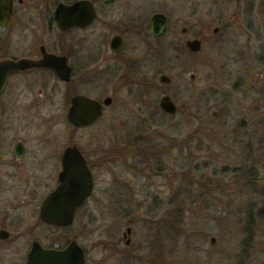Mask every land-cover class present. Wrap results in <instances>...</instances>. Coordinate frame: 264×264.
Here are the masks:
<instances>
[{"label": "rangeland", "instance_id": "obj_1", "mask_svg": "<svg viewBox=\"0 0 264 264\" xmlns=\"http://www.w3.org/2000/svg\"><path fill=\"white\" fill-rule=\"evenodd\" d=\"M262 6L245 17H233L236 5L222 0L147 7L168 19L160 61L152 63L147 39L130 37L127 50L141 59L156 88L125 87L97 123L81 131L83 145L95 139L126 145L130 152L122 178L129 184L124 213L109 208L111 181L103 172L94 189L97 204L91 201L65 229L66 243L82 246L87 264H110L102 243L121 238L126 226L133 243L141 244V264H257L253 239L264 244V80L255 95L248 76L252 60L241 56L238 45L247 39L238 27L250 32L254 23L261 25ZM181 28L188 30L185 36ZM194 37L203 42L201 52L183 55L178 48ZM248 48L242 51L250 55ZM157 72L170 84L160 85ZM162 94L175 103V115L159 110ZM181 198L188 206L176 231L169 221Z\"/></svg>", "mask_w": 264, "mask_h": 264}, {"label": "flooded vegetation", "instance_id": "obj_2", "mask_svg": "<svg viewBox=\"0 0 264 264\" xmlns=\"http://www.w3.org/2000/svg\"><path fill=\"white\" fill-rule=\"evenodd\" d=\"M222 1L236 5L233 17L251 16L256 5H263L264 11V0ZM167 3L168 0H0V65L15 64L6 72L0 90V264H27L33 246L62 250L75 241L66 243L65 229L74 223L77 214L87 211L91 201L97 204L94 189L103 172L111 181L109 208L124 213L129 184L122 178L129 147L95 139L83 145L81 131L96 124L113 105L112 97H120L125 87L156 88L154 78L146 79L141 59L131 58L127 49L130 37L142 42L147 39L152 63L160 61L168 19L164 13L147 7ZM156 14L166 18L165 32L158 36L150 30V20ZM238 29L240 37L252 40L249 46L247 40L238 45L242 50L250 49V55L242 50L240 54L252 60L248 76L256 95L258 82L264 80V22L259 26L254 23L250 32L249 26ZM191 39H184L178 48L183 55H197L185 46ZM258 67L263 70L258 72ZM157 74L160 85L170 84L167 75ZM161 75L169 81L160 83ZM239 81L243 83V76ZM164 95L167 94L160 97ZM76 97L101 105L109 97L111 103L102 105L101 117L93 124L82 127L68 119ZM81 158L91 175L92 190L74 208L71 225L51 224L44 219V205L60 185V176L71 175ZM173 226L176 230V224ZM132 233V228L126 226L121 238L113 236L102 243L110 264L142 263L143 256L137 253L141 244L133 243ZM253 241L257 264H264V244ZM214 244L215 238L211 247ZM80 247L87 264L86 250Z\"/></svg>", "mask_w": 264, "mask_h": 264}, {"label": "water", "instance_id": "obj_3", "mask_svg": "<svg viewBox=\"0 0 264 264\" xmlns=\"http://www.w3.org/2000/svg\"><path fill=\"white\" fill-rule=\"evenodd\" d=\"M165 29V15H154L150 20L151 32L158 36L163 34ZM185 31L186 29L182 28L181 34ZM217 31L218 28L213 29L214 34H216ZM185 46L193 54H199L202 50V42L197 38L187 40ZM13 66H15L13 63L0 65V90L3 88L6 72L11 70ZM191 78H193V76H191ZM159 81L160 83H167L169 78L165 75H161ZM110 103L111 99L107 97L103 100L102 105L105 107ZM102 105L86 97H76L72 101L68 119L70 122L82 127L91 125L101 117ZM158 108L167 115H174L177 111L175 103L168 95L159 98ZM212 115L214 117L217 116V112L213 111ZM73 168L74 170L71 175L60 176V185L49 196L44 205V219L51 224L63 226L71 225L74 208L78 206L92 190L93 182L85 161L81 158L79 163L73 166ZM213 242L214 238L212 237L210 243L213 244ZM27 264H84V253L82 248L75 241H71L62 250H42L38 246H33L28 255Z\"/></svg>", "mask_w": 264, "mask_h": 264}, {"label": "trees", "instance_id": "obj_4", "mask_svg": "<svg viewBox=\"0 0 264 264\" xmlns=\"http://www.w3.org/2000/svg\"><path fill=\"white\" fill-rule=\"evenodd\" d=\"M194 56V55H193ZM196 56V55H195ZM200 111V110H199ZM137 143V142H136ZM152 148V147H151ZM144 148H143V150L142 151H140L141 153H142V155H144ZM180 195V194H179ZM187 206H188V204H187V199H184V198H181L180 200L178 199V202H177V210H176V212H174V213H172V215H171V220L169 221V223L171 222V221H173V223H175L176 224V231L178 230V225L179 224H182V222L184 221V218H183V212H187ZM178 215H179V218H178ZM186 230L185 231H187V232H189V230L193 233V234H195L194 236H196V237H199V235H201V234H199V233H194L195 231L192 229V228H185ZM179 230L180 231H184V229H182L181 227L179 228ZM189 235V234H188ZM205 237V236H204Z\"/></svg>", "mask_w": 264, "mask_h": 264}]
</instances>
